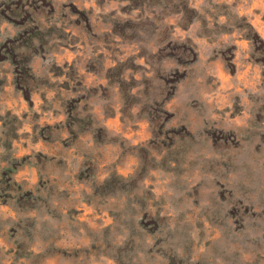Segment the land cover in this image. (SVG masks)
Wrapping results in <instances>:
<instances>
[{"label": "rangeland", "instance_id": "rangeland-1", "mask_svg": "<svg viewBox=\"0 0 264 264\" xmlns=\"http://www.w3.org/2000/svg\"><path fill=\"white\" fill-rule=\"evenodd\" d=\"M0 264H264V0H0Z\"/></svg>", "mask_w": 264, "mask_h": 264}]
</instances>
